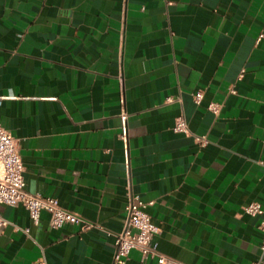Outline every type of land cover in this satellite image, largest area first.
Masks as SVG:
<instances>
[{"label":"crops","instance_id":"0c3cea01","mask_svg":"<svg viewBox=\"0 0 264 264\" xmlns=\"http://www.w3.org/2000/svg\"><path fill=\"white\" fill-rule=\"evenodd\" d=\"M0 123L26 190L99 225L0 203V264H110L132 194L168 259L259 258L262 217L243 206L264 202V0H0Z\"/></svg>","mask_w":264,"mask_h":264},{"label":"built area","instance_id":"2783aa9c","mask_svg":"<svg viewBox=\"0 0 264 264\" xmlns=\"http://www.w3.org/2000/svg\"><path fill=\"white\" fill-rule=\"evenodd\" d=\"M242 76V73L239 77ZM231 92H235L231 89ZM203 93L198 90L193 93L196 104H200ZM207 109L213 114L219 112V104L209 103ZM128 114L125 110L120 112L122 121V133L124 138L125 124ZM173 130L175 132H188L187 122L183 114L175 118ZM200 145L206 144L204 136H196ZM24 165L18 152L17 143L12 134L0 123V203L7 205L23 204L34 223H38L40 213L45 210L49 214V225L58 228L65 223L76 224L80 229H89L99 226L83 217L76 211L63 206L60 201L53 196L43 195L39 192L27 191L23 176ZM149 202L142 201L137 194H132L125 205L126 218L120 231L116 233L114 250L110 264H125L131 249H137L141 258L148 255L157 257L160 264H186L176 259H168L167 256L158 249L155 234L158 232V225L153 221L151 215L144 209ZM243 211L251 214L261 215L259 227L263 231V238L260 244L261 254L258 259L251 264H264V202L250 201L243 206ZM8 219L0 213V234L8 224ZM25 232L28 228H23Z\"/></svg>","mask_w":264,"mask_h":264}]
</instances>
